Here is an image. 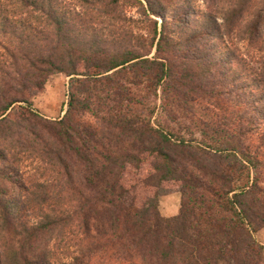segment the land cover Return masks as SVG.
<instances>
[{
    "label": "trees",
    "instance_id": "trees-1",
    "mask_svg": "<svg viewBox=\"0 0 264 264\" xmlns=\"http://www.w3.org/2000/svg\"><path fill=\"white\" fill-rule=\"evenodd\" d=\"M237 2L219 23L192 0H0V264H264V69L222 32L246 14L263 27L264 0ZM59 74L50 121L31 98ZM196 85L221 88L233 127L197 119Z\"/></svg>",
    "mask_w": 264,
    "mask_h": 264
},
{
    "label": "rangeland",
    "instance_id": "rangeland-1",
    "mask_svg": "<svg viewBox=\"0 0 264 264\" xmlns=\"http://www.w3.org/2000/svg\"><path fill=\"white\" fill-rule=\"evenodd\" d=\"M195 3V8L198 11H206L212 10L217 15L218 22L222 23L224 13H227L231 9H233L235 4H237V0H192ZM130 4H122L121 11L125 13L127 19H130V26L133 28V31L136 34H145L146 29L151 26L152 23L146 21L148 13L144 15L139 8L129 7ZM152 21H157L160 24V19L150 15L149 17ZM253 18L246 14L239 18H236L229 28L223 27L222 32L225 36L226 40H229L230 44L233 48L238 51V54L245 60V62L253 69L262 71L264 68V22L262 23L263 27L258 30L250 29L249 24L252 22ZM155 51L153 50L149 57H153ZM214 76L212 75V79ZM67 84L68 78L64 75H54L51 76L46 84L44 91L35 94L31 98L32 109L39 114L41 117L48 119L50 121L57 120L61 118L66 110L67 105ZM199 84V83H198ZM225 86L227 90H232V84L227 83ZM200 86V85H198ZM197 85L194 89V98L193 106H196L198 109L199 115L197 119H201L203 122H211L215 123V125L219 123H227L228 127H233V123L229 121V119H233L232 111L233 108L228 109L226 106H234L230 101L225 99L226 97L223 94H220L221 88L215 91L209 89L207 91L206 88L202 85L198 89ZM203 90L207 93L204 94ZM233 91V90H232ZM210 92V93H209ZM135 97L138 101H146L149 105L154 106L153 104L160 102H156L155 99L151 96L147 97L145 90L141 87L135 89L134 91ZM137 107H141V105L136 104ZM177 104L174 101L171 103V109L175 112L177 110ZM232 110V111H231ZM177 115V114H176ZM156 117V116H155ZM228 120V121H227ZM159 121L164 124H170L166 118L161 117ZM186 121L187 125L191 130L194 131L190 119L181 120L180 122ZM264 122V121H263ZM224 124V123H223ZM249 137V136H248ZM250 138V137H249ZM256 138H250L249 144L255 142ZM26 164V163H25ZM27 172H31V168H26ZM13 185H9V191L13 192ZM159 212L163 218H171L179 213L180 209V193L173 191H161L159 195ZM255 239L258 243H260L264 247V230L259 231L255 234Z\"/></svg>",
    "mask_w": 264,
    "mask_h": 264
}]
</instances>
